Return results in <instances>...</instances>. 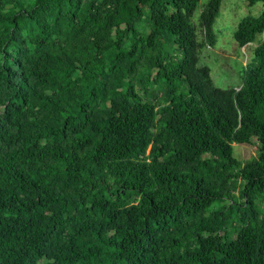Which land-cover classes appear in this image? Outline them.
<instances>
[{"label":"trees","instance_id":"trees-1","mask_svg":"<svg viewBox=\"0 0 264 264\" xmlns=\"http://www.w3.org/2000/svg\"><path fill=\"white\" fill-rule=\"evenodd\" d=\"M199 1L0 0V264H264V0L237 88Z\"/></svg>","mask_w":264,"mask_h":264},{"label":"rangeland","instance_id":"rangeland-1","mask_svg":"<svg viewBox=\"0 0 264 264\" xmlns=\"http://www.w3.org/2000/svg\"><path fill=\"white\" fill-rule=\"evenodd\" d=\"M206 2L199 1L193 18L198 17ZM261 8L259 2L249 6L247 0H221L219 14L213 24L215 44L213 48H202L198 55L199 63L209 68L215 86L237 88L241 85V71L251 60L252 49L262 40V35L257 36L253 43L239 48L233 39V32L241 18L257 16ZM256 151V143L233 145V154L241 161L255 157Z\"/></svg>","mask_w":264,"mask_h":264}]
</instances>
